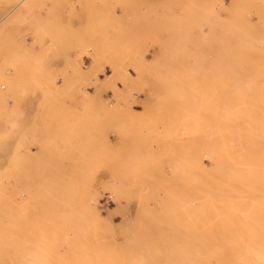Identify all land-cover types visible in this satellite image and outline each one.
<instances>
[{
    "label": "rangeland",
    "instance_id": "374dc122",
    "mask_svg": "<svg viewBox=\"0 0 264 264\" xmlns=\"http://www.w3.org/2000/svg\"><path fill=\"white\" fill-rule=\"evenodd\" d=\"M0 16V264H264V0Z\"/></svg>",
    "mask_w": 264,
    "mask_h": 264
},
{
    "label": "bare ground",
    "instance_id": "6f19581e",
    "mask_svg": "<svg viewBox=\"0 0 264 264\" xmlns=\"http://www.w3.org/2000/svg\"><path fill=\"white\" fill-rule=\"evenodd\" d=\"M13 7V6H12ZM12 10V9H11ZM14 11V10H13ZM12 12V11H11ZM9 12L7 11V14H8ZM1 18H0V21L1 20H3V18H4V16H3V18H2V16H0ZM94 205H95V200L93 201V200H91V201H89V206H91V208H93L94 209ZM96 208V207H95Z\"/></svg>",
    "mask_w": 264,
    "mask_h": 264
}]
</instances>
